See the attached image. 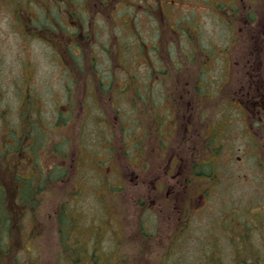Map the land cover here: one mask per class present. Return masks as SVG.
I'll use <instances>...</instances> for the list:
<instances>
[{"label":"rangeland","instance_id":"obj_1","mask_svg":"<svg viewBox=\"0 0 264 264\" xmlns=\"http://www.w3.org/2000/svg\"><path fill=\"white\" fill-rule=\"evenodd\" d=\"M215 1L222 0H0V264H76L72 259L80 256L85 261L77 264H93L87 259L92 252L102 253L99 264H264V129L256 125L254 134L247 114L236 116L234 106L221 103L230 99L237 70L222 75L211 63L203 74L202 54L186 55L191 46L221 44L223 24L211 13ZM101 2L106 9H95ZM180 21H190L197 40L170 35V25ZM89 71L94 77L86 80ZM101 82H110L107 93L90 94ZM27 87L36 99L35 126L24 139ZM182 89L188 110L175 113ZM248 92L239 90V98ZM155 106L159 134L157 124L155 130L143 124L154 119ZM67 110L72 117L57 126ZM177 113L181 121L189 113L198 118L189 136L182 123L175 127ZM10 130L17 131L13 147ZM218 134L214 156L204 139ZM141 137L145 170L158 166V153L166 157L153 153L163 142L185 159L184 184L169 200L135 198L141 187L134 163L141 160L137 148L126 149ZM62 139L68 155L54 177L61 163L53 152ZM200 149L202 157L194 152ZM30 151L48 155L41 160L47 187L35 215L17 200L14 177L23 175ZM151 179L147 186L154 191Z\"/></svg>","mask_w":264,"mask_h":264},{"label":"flooded vegetation","instance_id":"obj_2","mask_svg":"<svg viewBox=\"0 0 264 264\" xmlns=\"http://www.w3.org/2000/svg\"><path fill=\"white\" fill-rule=\"evenodd\" d=\"M210 0H208L209 2ZM211 5V13L213 16H215L223 25L218 26L219 29V42L221 43L219 46L213 45L212 48H209L210 45L208 44L205 46V48H199L195 49L196 47H192V51H189L186 55L187 58H194L196 53L202 54V60L204 62V68L203 74H206L210 72L209 64L216 63L219 70L222 71V75L230 76L232 73L237 70V79H234L232 75V80L230 81V87H232V92L229 93L228 96H230V99H225L222 104H228L231 107H235L237 110L241 109L242 113H239L235 108L234 109V115L236 116H243L247 114L248 123L250 130L255 134L254 127L256 125L260 126L259 131L261 133V130L264 129V0H222V1H215ZM154 10L159 9L157 6L154 7V5H150ZM107 3L101 2V4H96L95 9L99 8L101 10L106 9ZM116 9V7H115ZM25 10V9H24ZM85 10V9H84ZM164 14V13H163ZM112 17V16H111ZM19 23H22V19L17 20ZM191 21V20H190ZM190 21L186 24V21H180L176 25H170V28H173L174 33L170 35H177L178 39L183 38L184 40H197V35L194 33V31L189 29ZM78 22V20L76 21ZM181 27V28H180ZM143 26H141V29H138V38L143 36ZM211 37V35H210ZM250 37V38H249ZM226 40V41H224ZM227 40H230L232 42V46L227 42ZM240 43V45H239ZM238 45L241 47L239 48ZM211 51L214 52V57L209 58L207 56H204V53H210ZM155 53V54H160ZM226 55L221 56V58L218 57V55L224 54ZM234 65V67L232 66ZM241 66V67H240ZM67 76L71 77L73 74V70L76 69L75 66L68 68ZM245 71V72H243ZM89 71L85 78L86 80L92 79L94 75H90ZM165 75H170L171 73L164 72ZM240 74L244 75V77ZM242 78V81H241ZM230 77L228 78V80ZM187 82V81H186ZM185 82V84H186ZM229 82V81H227ZM110 82H101L99 83L98 87L89 91L90 94L94 95V93L97 91L106 92L109 89ZM189 83V82H187ZM71 87V86H67ZM108 87V88H107ZM248 87V88H246ZM202 89V86H200ZM29 90V93L25 96L26 104L30 110H28V117L27 120L24 122L29 124V127H25V131L23 134L24 139H28L27 133H32V130H29L31 127H34V121H32L33 118V111L34 107L33 105L36 102V99L34 96L30 93L31 87H27ZM172 89V88H171ZM170 89V90H171ZM249 90L247 94V99L239 98V90ZM71 90V89H70ZM179 94V98L175 103H178L177 105L173 102L174 111L175 113L178 111L184 112L185 109L188 110L187 103H184V91ZM84 93H88L87 89H84ZM173 91L168 95L171 96ZM28 97V99H27ZM38 100V98H37ZM73 98L71 97V102ZM182 101V102H181ZM203 103V101H199ZM218 102H220L218 100ZM235 105H231V104ZM237 104V105H236ZM204 103L201 105L203 106ZM158 106L152 107L154 114L153 120H147L143 119V124L145 122L149 123L153 130H155V126L157 124V132L158 134L161 132L162 124H161V116L159 112H156ZM90 109V106H89ZM184 110V111H183ZM247 112V113H246ZM104 114V113H103ZM195 113H189V117H182L183 120H180V116L177 113L175 116L178 119V122L175 124V127H178V123L180 122L184 125L185 129L188 131L187 135L189 136L191 133H193L198 127V118H194ZM185 115V114H184ZM183 115V116H184ZM36 116V115H35ZM69 111H65L62 113L61 117L63 118L61 124L58 122L57 126L63 127L69 120ZM173 118L175 117L172 114ZM181 118V119H182ZM89 119L93 120V114L89 115ZM101 119V118H100ZM104 119H107V117L104 114ZM254 120V121H253ZM94 121V120H93ZM253 121V123L251 122ZM40 122V120H38ZM41 126H44L41 124ZM263 127V128H262ZM175 131V129H174ZM16 130H10V137L11 141L9 142L10 146L13 147V140L16 138ZM179 132L176 131L174 136L179 135ZM210 134V128L207 131V135ZM222 134V132L220 133ZM215 135L216 137L212 140L210 139H204V146L208 149H212L213 146V152L214 156H217L216 153L217 148L220 146H217V140L219 135ZM218 136V137H217ZM209 138V136H206ZM183 138V137H182ZM143 139L145 140V137H141V144L140 141H135L131 148L126 149V152L128 150H131L132 148H137V152L139 153L136 159V162L141 160L139 163H134L137 166V177L134 174V179L136 181L137 186L140 185L141 187V196L139 194L135 195L136 197H139V200L142 198H154L158 202H163V197L165 196V200H169L172 197L176 195L175 191L177 190V187L184 184L183 177H185L184 171L187 170L185 167V159L182 162L181 158H176V155H173L171 153V148L167 143L163 142V147H154L153 153L154 155L162 150V152L166 155L164 158L161 154L158 153V156L154 158V160H159V162H156L158 166L153 167L152 171L145 170L144 163V155L147 151V147L145 146ZM207 141V143L205 142ZM180 141V135L176 138L175 142ZM113 142V141H112ZM106 143H107V137H106ZM29 147L31 149L34 148V144H31L29 142ZM114 144V142H113ZM107 145V144H106ZM165 146V147H164ZM68 147V142L66 139H62L59 141V146L55 148L54 156L59 159V162L61 163L60 166L56 167V172L53 175L54 177H59L61 170L65 169L63 163H66L65 159L67 157L66 149ZM113 147V146H112ZM107 149V146L105 147ZM204 151L203 149H200L199 151L195 150V154L198 152V154L202 157L201 152ZM114 151V152H113ZM113 156L115 155V150L112 149ZM52 154V153H50ZM124 153L122 152L121 155ZM81 152V157H82ZM29 156L31 158L30 163H26V166L24 170L22 171L23 175L15 174L14 177H16V181H18L20 188L23 187H30V194L27 196L32 202L39 201L38 196L42 195V193L46 190L47 187V168L43 167L42 165V158L47 159L48 155L47 152L42 153V151L39 153L37 151H30ZM82 160V163L85 162L83 158H80ZM132 162V160H131ZM199 165V164H198ZM30 167V172H29ZM133 168H135L133 166ZM106 169V168H104ZM208 174V173H207ZM152 176L151 183L155 184L154 191H149L147 183L149 177ZM210 176V174H208ZM39 179L38 185H36V180ZM185 181L186 178L184 179ZM143 186L146 187V193L143 191ZM174 190V191H173ZM28 200V199H27ZM172 202V200H170ZM23 202V201H22ZM40 202V201H39ZM35 215V213H34Z\"/></svg>","mask_w":264,"mask_h":264},{"label":"trees","instance_id":"obj_3","mask_svg":"<svg viewBox=\"0 0 264 264\" xmlns=\"http://www.w3.org/2000/svg\"><path fill=\"white\" fill-rule=\"evenodd\" d=\"M9 137V136H8ZM8 144H9V142H8ZM10 145V144H9ZM52 172H53V175L55 174V172H56V170L55 169H53L52 170ZM30 187H23V188H19V190H18V193H17V195H16V198H17V200L19 201V203L20 202H22V204H24V206L26 207V210H27V212L29 211V212H31L32 214H36V212H37V208H38V204L36 203V202H32L27 196L30 194ZM3 199H4V196H3V190L1 189V187H0V203H2L3 202ZM6 199H7V197H6ZM28 199V200H27ZM28 212V213H29ZM2 230H4V227H2L1 228ZM66 250V253L67 252H69L70 254H74L75 253V251H73V250H67V249H65ZM81 253V252H80ZM78 254H79V252H78ZM102 257H103V255H102V253L101 252H95V253H91L90 255L88 254L87 255V259H89V260H91V261H93V264H99V262H102ZM72 258V257H71ZM72 261H74L76 264L77 263H80V261L82 262V261H85V259L84 258H82V256H80L79 258H77V259H72ZM86 263V262H85Z\"/></svg>","mask_w":264,"mask_h":264}]
</instances>
